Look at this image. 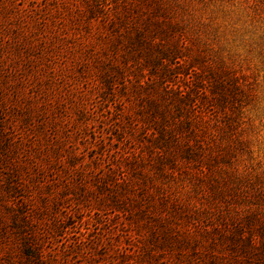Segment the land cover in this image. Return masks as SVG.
I'll use <instances>...</instances> for the list:
<instances>
[{"label":"trees","instance_id":"obj_1","mask_svg":"<svg viewBox=\"0 0 264 264\" xmlns=\"http://www.w3.org/2000/svg\"><path fill=\"white\" fill-rule=\"evenodd\" d=\"M78 1L83 12L57 28L61 15L52 11ZM16 3L0 0V264H264V180L226 162L233 146L211 153L217 136L204 121L218 119L228 135L231 113L249 93L233 70L210 63L200 37L188 36L177 19L185 2L54 0L38 9L31 30L29 9ZM38 60L51 69L39 94ZM59 64L74 73L64 80ZM84 82L115 104L113 145L129 130L137 146L117 148L108 171L99 156L89 157L92 168L83 161L81 147L97 146L85 135ZM205 191L208 204L182 200ZM68 201L113 213L134 250L111 263L70 245L61 220Z\"/></svg>","mask_w":264,"mask_h":264},{"label":"rangeland","instance_id":"obj_2","mask_svg":"<svg viewBox=\"0 0 264 264\" xmlns=\"http://www.w3.org/2000/svg\"><path fill=\"white\" fill-rule=\"evenodd\" d=\"M16 1L18 8L24 5L25 9H29L26 14L33 18L27 19L25 25L28 30H31L35 29L36 22L38 23L34 20L35 18L38 19V9H43L54 0ZM183 1L185 5L177 11V19L187 23V29L191 30L188 32V36L191 38L193 36L200 37L199 45L201 47L205 45V48L202 49L209 54L210 63L214 62L215 67L217 64L219 68L226 67L233 70L239 76L237 77L242 89L249 93V98L238 103L236 110L231 113L234 122H232L230 130L227 131L228 135L224 134L223 136V130L218 125L220 122L218 119L217 122L215 119L204 120L206 127L209 128L208 136H217V139L213 137L215 142H210L211 153L216 152L214 145L220 146L223 150H227L229 145L230 148L233 146L232 157L226 162H231L243 175L248 174L252 179L264 180V9L257 8L261 0ZM55 3L59 7L61 2ZM73 3L67 5V8L60 12L59 8L52 11V16L55 18H58L59 14L61 15L57 21V28H60L61 23L70 27L73 17L81 11L83 12V2L78 1L76 5ZM77 6L79 8L76 9ZM60 7L64 8V4ZM100 24V19L93 21L92 32L99 31L101 29ZM75 31L76 29H69L65 34L73 39L79 38V32ZM40 66L42 63L38 60V94L41 89L46 90L40 85L48 79V73L51 72L50 68ZM60 66L61 64L56 69L58 75L61 74L64 80L66 79L64 76H70L74 73V70L69 68L61 73L63 68L61 69ZM45 73L48 75L45 76ZM86 87L85 82L79 85L82 92L78 95L80 99H82L80 95H85L83 100L87 101L86 107L90 115L91 124L85 129V135H88L98 148L97 146L96 149L81 147L85 155L82 156L83 161L86 167L90 165L92 168L89 157L99 156L102 172L108 171L112 161L120 156L117 148L133 150L137 149V146L127 138L131 134L129 130L123 131L125 137L123 136L121 145H118L117 142H115L116 146L113 145V131L116 127L111 118L115 104L112 101L110 103L103 102L98 95L99 88L90 91L91 89L86 90ZM58 98L61 100L60 96ZM113 101L120 102L117 97H114ZM38 104H43L40 95L38 96ZM128 110L131 111L130 108ZM138 137L139 134L136 138ZM221 175L217 171L216 177H212L210 181L209 179L204 180L203 186L207 182L218 179V176ZM183 195L185 197H182L183 201L191 198L193 203L206 204L208 191L199 192V195L195 192L192 195ZM95 209L93 205L87 204L78 207L74 202L68 201L66 203L62 208L63 214H61V220H64V224L68 225V228L65 229V234H67L65 240L69 241L70 245L78 242V245L83 248L87 247L89 252H93L94 255L108 254L111 263H113V259L117 261L126 258L125 254L133 251L136 243L130 240L128 233H123L124 226H118L117 219L119 218L117 216L115 217L111 212L99 215ZM215 249L225 255H230V250L226 246L223 248L218 245ZM82 253L85 256V253ZM190 257L188 258L190 259ZM170 258H175V255H171ZM224 259L229 260L228 257ZM105 263L106 261H103L101 264Z\"/></svg>","mask_w":264,"mask_h":264}]
</instances>
